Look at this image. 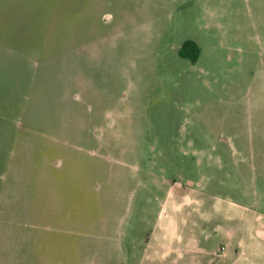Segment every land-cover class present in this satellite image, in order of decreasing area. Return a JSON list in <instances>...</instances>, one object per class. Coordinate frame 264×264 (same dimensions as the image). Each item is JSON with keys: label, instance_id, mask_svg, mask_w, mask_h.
Here are the masks:
<instances>
[{"label": "crops", "instance_id": "0c3cea01", "mask_svg": "<svg viewBox=\"0 0 264 264\" xmlns=\"http://www.w3.org/2000/svg\"><path fill=\"white\" fill-rule=\"evenodd\" d=\"M149 3L0 0V264H66L84 251L92 255L89 264H102L97 258L100 245L108 254L111 246L123 252L138 250V264H181L175 254L179 249L191 251L188 263L264 264V35L259 32L251 35L250 49L235 47L241 52L239 131L220 132L237 155L239 201L206 191L208 173L196 177L188 172L170 180L154 227L141 234L136 246L131 237L106 242L101 229L109 219L106 213L97 217L102 224L94 243L97 229L85 212L103 195H111L126 168L145 180L141 149L120 153L110 139L129 137L126 126L139 96L149 94L140 74L147 44H152L148 77L156 71L157 56L165 53L164 27L155 45L156 36H146L142 16L147 18ZM219 24L225 30L226 24ZM186 38L200 47L194 61L179 53ZM170 47L182 65L180 73L208 72L197 34L187 33ZM69 120L74 124L68 125ZM36 137L42 149H34ZM196 137L189 131L185 138ZM189 143L188 159L203 164L200 156L209 150ZM218 159L222 166L223 157ZM227 198L235 205L234 228L221 220L233 217L222 208ZM196 201L209 215H197ZM116 231L121 232L119 226ZM115 238L116 232L111 236Z\"/></svg>", "mask_w": 264, "mask_h": 264}, {"label": "rangeland", "instance_id": "374dc122", "mask_svg": "<svg viewBox=\"0 0 264 264\" xmlns=\"http://www.w3.org/2000/svg\"><path fill=\"white\" fill-rule=\"evenodd\" d=\"M184 4H187L186 10L183 9ZM142 18L147 25L146 36H156L154 45L159 39L158 33L164 27L165 53L157 56L156 71L148 77L152 44H147V60L140 74L143 77L141 82L149 84V94L142 92L139 96L126 126L130 130L129 137L110 140L117 142L120 153L125 154L127 151L124 149H141L140 172L145 180L141 182L139 174L135 175L132 169L126 168L120 180L111 187V195H103L100 202L95 201L94 207L85 212L86 220L94 222L93 229H97L95 244L99 237L98 225L102 224V220H97V217L106 213L109 219L106 227H101L107 234L106 242L117 244L121 238L124 242L131 237L136 246L141 234L147 235L154 227L161 206L160 199L171 188L170 180L186 176L188 172L196 177L202 172L208 173L205 178L206 191L227 195L239 201L241 176L239 165H235L237 155L232 153L234 147L222 133L226 129L239 131L241 52L235 47L239 45V48L244 46L246 50L250 49L251 35L257 32L264 35V0H151L147 18L145 15ZM219 22L226 24L225 30L218 28ZM187 33L200 36L204 49L201 62L207 68V73L188 69L180 73L182 65L169 46L172 41ZM228 53L231 56L228 57ZM188 115L193 122L187 118ZM139 118L141 121L146 119L145 123L139 122ZM65 124L66 120L62 122L63 132ZM67 124L73 125L74 122L69 120ZM189 131L196 133L198 137L185 138ZM141 134L143 135L140 137ZM190 140L209 150L205 156H200L203 164H195L192 159H188ZM236 141L239 145V139ZM132 144L135 148H132ZM33 145L34 149H42L43 142L36 137ZM64 148L66 146H52V149ZM219 155L223 157L222 166L218 162ZM131 158L136 157L131 155ZM231 198H227L228 201H225L222 208L233 216L235 205L229 202ZM66 203L68 205L72 202ZM195 205L201 206L199 201ZM196 210L199 211L197 215H209V212L199 210V207ZM218 215L216 214V219L220 218ZM227 219L228 221L221 220L229 228H234L236 216ZM118 226L121 232L116 231ZM115 232L114 241L111 236ZM87 240L83 238L84 243ZM78 241L81 243L82 236ZM190 252L179 249L175 254L180 257L181 264H197L186 262ZM88 256L92 255H87L84 251L77 259L69 257L66 264H89ZM8 257L4 253L3 258ZM138 257V250L123 252L111 246L108 254L107 250L101 249V245L97 255L98 262L102 264H138Z\"/></svg>", "mask_w": 264, "mask_h": 264}, {"label": "trees", "instance_id": "16d2710c", "mask_svg": "<svg viewBox=\"0 0 264 264\" xmlns=\"http://www.w3.org/2000/svg\"><path fill=\"white\" fill-rule=\"evenodd\" d=\"M199 50V45L192 38L184 39L179 47V53L183 56L189 57L193 61L196 60Z\"/></svg>", "mask_w": 264, "mask_h": 264}]
</instances>
